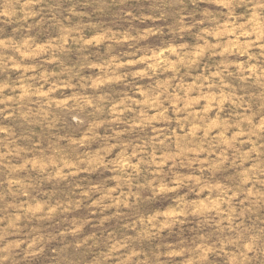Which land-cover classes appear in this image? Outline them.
<instances>
[{
	"label": "clouds",
	"instance_id": "obj_1",
	"mask_svg": "<svg viewBox=\"0 0 264 264\" xmlns=\"http://www.w3.org/2000/svg\"><path fill=\"white\" fill-rule=\"evenodd\" d=\"M213 2L226 10L222 23L217 21L211 30L201 28L197 42L190 47L173 42L140 57L144 67L137 71L151 81L150 86L138 82L129 87L126 99L105 102V116L100 120L73 115L72 123L79 126L76 135L57 140L51 129L55 146L28 164L56 180L101 174L109 183L79 191L102 214L144 199H163L174 205L160 213V218L147 221L149 231L196 213L215 216L217 226L226 224L228 231L237 233L241 252L235 264H252L264 234V227L257 231L246 224L264 206V144L257 143L264 133V117L255 122L252 97L244 94L243 86L251 83L264 88V0ZM241 5L245 10L237 15ZM25 8L21 4L19 9L24 17L36 15ZM35 52L47 54L43 47ZM6 91L9 88H0V104L6 106L0 115L7 113L4 118L10 119L16 115L12 105H23L27 111L22 117H35L45 128L53 111L72 105L70 97L65 104L57 98V92L69 88L67 81L55 76L43 80L28 76L11 88L17 95L3 96ZM80 107L88 113L101 111L94 100ZM9 134L8 129L0 128V135ZM33 147H42L39 139ZM8 152L12 154L14 149L8 147ZM50 210L39 209L41 214ZM10 247L0 248V264L10 259ZM28 249L32 250L29 255L41 250L31 244ZM141 255L128 242L118 241L87 264H149ZM62 264L77 261L68 257Z\"/></svg>",
	"mask_w": 264,
	"mask_h": 264
},
{
	"label": "rangeland",
	"instance_id": "obj_2",
	"mask_svg": "<svg viewBox=\"0 0 264 264\" xmlns=\"http://www.w3.org/2000/svg\"><path fill=\"white\" fill-rule=\"evenodd\" d=\"M21 4L36 15L24 17L19 12ZM244 10L241 5L236 14ZM225 11L213 0H0V14L8 13L0 15V88H9L3 96L17 95L11 88L28 76L41 80L55 76L68 82L69 91L56 93L61 104L69 97L72 101L67 110L52 112L48 128L35 117L23 118L27 111L23 105H12L16 115L10 119L4 118L7 113L0 115V128L10 133L0 135V248L11 246L5 264H62L68 257L87 264L118 241L128 242L149 264H235L240 259L237 233L228 231L226 224L217 226L215 216L196 213L149 231L147 221L160 218L174 205L144 199L102 214L79 191L109 183L101 174L56 180L28 164L55 146L51 129L57 140L76 135L79 126L72 123L73 115L100 120L105 116V102L126 99L129 87L138 82L150 86L151 81L137 71L144 67L140 57L173 42L190 47L201 28L211 30L217 21H224ZM39 47L47 54L35 52ZM132 60L138 63H125ZM243 87L244 94L252 97V113L259 123L264 117V88L251 83ZM91 100L101 105V111L81 109ZM5 107L0 104V109ZM32 110L36 111L35 106ZM37 139L40 149L33 147ZM257 143L264 144V133ZM6 146L14 152L9 154ZM41 206L51 210L41 214ZM261 220L264 206L246 224L258 231L264 227ZM29 244L41 250L29 255ZM252 264H264V234Z\"/></svg>",
	"mask_w": 264,
	"mask_h": 264
}]
</instances>
